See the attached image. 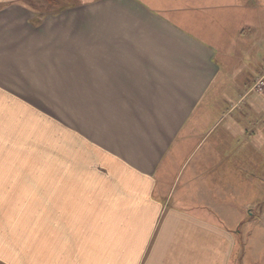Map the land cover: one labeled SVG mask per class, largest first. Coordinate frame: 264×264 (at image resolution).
<instances>
[{
  "label": "crops",
  "instance_id": "obj_1",
  "mask_svg": "<svg viewBox=\"0 0 264 264\" xmlns=\"http://www.w3.org/2000/svg\"><path fill=\"white\" fill-rule=\"evenodd\" d=\"M263 3L0 0V189L41 120L67 129L33 195L0 196V264H264L263 66L217 61Z\"/></svg>",
  "mask_w": 264,
  "mask_h": 264
},
{
  "label": "rangeland",
  "instance_id": "obj_2",
  "mask_svg": "<svg viewBox=\"0 0 264 264\" xmlns=\"http://www.w3.org/2000/svg\"><path fill=\"white\" fill-rule=\"evenodd\" d=\"M54 1L56 4H66L74 0ZM34 5L45 6L47 5V0H34ZM262 5L264 7V3ZM49 6L52 7V5ZM217 61H219L221 65V72L225 73L224 76L226 80L235 83H242L248 87L249 82L257 75L261 67L264 65V27L262 29L248 30L240 40H237V43L233 42L229 46V52L227 55H217ZM216 95L222 94L218 91ZM262 115L263 114H259L256 116L259 124L262 123ZM50 117H52V120H55L53 119V116ZM55 121L59 123L57 120ZM38 128L35 133L39 137L38 140H24L23 142L24 156L22 158L18 157V159L23 161L22 171L20 173L8 172L6 178L2 179H7L9 185L11 182H15V180H23L25 182L24 186L0 189V196H16L18 194V196L21 197L33 195V188H31L30 185H27L26 182L31 184L30 182L35 180H46L49 154L55 150H62L65 148L64 138H66L65 133L67 132V129L64 128L63 125H53L52 123L49 124L47 120H41ZM30 131L31 129L26 128L25 126V132ZM29 135L30 134L28 133V136ZM28 136L27 133H25V137ZM10 166H12V164L8 162V167ZM2 211H7V208L3 205L0 206V212ZM9 216L10 215L7 217ZM14 232V220H6L5 218L0 220V236L13 241Z\"/></svg>",
  "mask_w": 264,
  "mask_h": 264
},
{
  "label": "built area",
  "instance_id": "obj_3",
  "mask_svg": "<svg viewBox=\"0 0 264 264\" xmlns=\"http://www.w3.org/2000/svg\"><path fill=\"white\" fill-rule=\"evenodd\" d=\"M251 90L257 93H264V65L262 67L261 73L254 80Z\"/></svg>",
  "mask_w": 264,
  "mask_h": 264
}]
</instances>
